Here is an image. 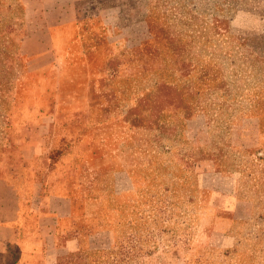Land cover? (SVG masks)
<instances>
[{"label":"rangeland","instance_id":"374dc122","mask_svg":"<svg viewBox=\"0 0 264 264\" xmlns=\"http://www.w3.org/2000/svg\"><path fill=\"white\" fill-rule=\"evenodd\" d=\"M0 177L53 264H264V0H0Z\"/></svg>","mask_w":264,"mask_h":264},{"label":"crops","instance_id":"0c3cea01","mask_svg":"<svg viewBox=\"0 0 264 264\" xmlns=\"http://www.w3.org/2000/svg\"><path fill=\"white\" fill-rule=\"evenodd\" d=\"M40 189L34 181L16 187L0 177V264H53L63 253L79 249L78 237L63 241L72 200ZM28 218L33 228L26 225Z\"/></svg>","mask_w":264,"mask_h":264}]
</instances>
